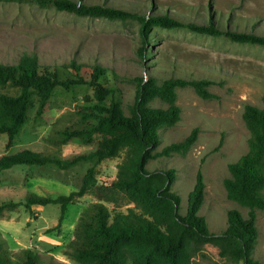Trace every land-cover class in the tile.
I'll use <instances>...</instances> for the list:
<instances>
[{
	"label": "rangeland",
	"instance_id": "374dc122",
	"mask_svg": "<svg viewBox=\"0 0 264 264\" xmlns=\"http://www.w3.org/2000/svg\"><path fill=\"white\" fill-rule=\"evenodd\" d=\"M88 5L103 4L142 14L168 15L186 23L207 24L212 15L218 23L234 30L254 29L264 34V0H75ZM136 19L111 21L105 18L80 17L41 6L33 1L0 0V62L15 64L24 54L35 55L42 65L61 67L76 64L102 66L107 69L103 84L113 89L115 99L126 114L136 101L138 79L155 76L160 82L172 77L187 80L209 79L213 98L205 100L192 87L177 90L181 120L160 132L157 151L185 140L199 128L196 144L185 155H172L150 161L148 169H174L176 179L171 191L181 198L179 212L186 215L188 197L199 171L205 181V200L200 209L211 232L221 234L228 227V212L248 209L227 196L225 180L230 177L229 164L238 161L249 150L250 132L243 115L246 104L263 108L264 46L240 44L225 36L195 33L188 28L152 27L156 36L154 50L140 54L143 37ZM0 93L18 95L19 90L0 84ZM88 85L57 87L43 119L35 121L39 97L34 93L28 121L12 145L7 135H0V156L28 148L44 154L68 158L76 148L52 143L55 132L76 122L86 97H92ZM111 97L107 100L110 103ZM151 106L168 108L162 100ZM123 156L99 164L82 162L63 170L55 165L17 166L0 171V243L14 260L15 254L32 249L42 264H74L72 242L86 208L98 202L95 193L78 198L69 206L61 226L60 205L5 208L10 202L23 203L29 193L57 198L79 191L91 168L99 185L116 177ZM117 210L127 212L133 205L117 195ZM114 209V204H109ZM116 209V208H115ZM258 239L252 259L264 264V210L257 212ZM128 264H132L131 260ZM192 264H244L221 257L218 248L205 244L193 255Z\"/></svg>",
	"mask_w": 264,
	"mask_h": 264
},
{
	"label": "trees",
	"instance_id": "16d2710c",
	"mask_svg": "<svg viewBox=\"0 0 264 264\" xmlns=\"http://www.w3.org/2000/svg\"><path fill=\"white\" fill-rule=\"evenodd\" d=\"M28 1L80 17L111 21L136 19L141 24L143 37L140 54L145 58L150 39H154L150 53L156 44L152 27L188 28L199 34L225 36L240 44L264 46V34L254 29L239 31L230 26L223 27L212 15L207 24L200 25L168 15L142 14L103 4L88 5L83 1ZM106 75L107 69L99 65L72 62L52 67L42 65L37 56L30 54L22 55L15 64L0 62V84L19 90L18 95L0 93V135H7L9 147L28 121L34 93L39 97L35 115V121H39L48 112L57 87L69 89L74 85H88L93 91L92 97H86L84 107L78 110L76 122L56 131V136L51 139L56 146L76 148L68 158L24 148L1 155L0 171L17 166L46 165L68 170L82 162L99 164L123 156L116 177L103 185L97 184L93 167L79 191L57 198L29 193L23 203L10 202L5 208L23 206L31 211L35 205H60L59 227L70 205L88 193H95L98 202L85 209L75 231L71 253L74 264H128L130 260L132 264H192L194 253L205 244L215 245L221 257L258 264L252 259V253L258 239L257 212L264 210V107L246 104L243 118L250 132L249 150L238 161L229 164L230 177L224 182L228 198L248 209V217L238 210H230L227 229L216 234L199 214L206 188L201 171L189 194L187 213L181 215V198L171 191L176 171L148 169L152 160L187 154L198 140L200 129L196 128L182 142L157 151L161 143L160 132L181 120L177 90L192 87L198 96L208 100L214 97L210 92L214 82L176 77L160 82L152 75L141 77L136 101L128 115L115 99L114 90L103 84ZM157 99L166 102L168 108L151 106ZM117 195L123 196L133 207L127 212L117 210L119 204L110 198ZM108 203L114 204V209L111 210ZM3 211L0 207V215ZM14 258L16 260L0 243V264H42L40 255L32 249H25Z\"/></svg>",
	"mask_w": 264,
	"mask_h": 264
}]
</instances>
